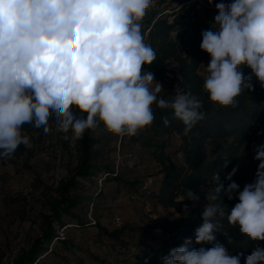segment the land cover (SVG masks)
Instances as JSON below:
<instances>
[{"label": "clouds", "instance_id": "obj_1", "mask_svg": "<svg viewBox=\"0 0 264 264\" xmlns=\"http://www.w3.org/2000/svg\"><path fill=\"white\" fill-rule=\"evenodd\" d=\"M151 4L152 0H0V158H10L21 144L28 146L22 134L25 124L48 133L51 116L59 131L71 130L77 138L95 129L97 118L114 134L135 136L153 122V104L172 110L184 125V136L205 118L202 99L191 92L178 93L172 100L158 97L162 84L153 72H142L157 59L139 23ZM215 8L213 29L202 32L200 45L210 56L203 89L214 104L235 108L242 88L254 90L252 76H245L241 65L250 68L264 88V0H222ZM164 123H169L167 118ZM253 152L259 162L254 182L242 191L232 179L237 167L225 175L227 186L219 173L212 174L195 242L213 246L197 250L186 238L161 258L163 264H240L242 257L245 264H264L259 243L246 257L231 256L215 236L226 218L253 241H264V142L254 144ZM225 196L239 202L229 208ZM200 199L197 192L185 190L180 202L195 206ZM183 213L188 216V204Z\"/></svg>", "mask_w": 264, "mask_h": 264}, {"label": "trees", "instance_id": "obj_2", "mask_svg": "<svg viewBox=\"0 0 264 264\" xmlns=\"http://www.w3.org/2000/svg\"><path fill=\"white\" fill-rule=\"evenodd\" d=\"M220 2L222 0H213L212 4H209L208 0H152L151 7L139 21L145 43L153 48L157 56L152 64L142 67V72H153L155 81L165 87L158 97L172 100L178 93L191 92L203 100L202 111L205 118L184 136V125L175 118L172 110L161 109L153 104L154 120L151 125L142 129L147 135L130 136L132 142L152 150L151 153L159 166L160 183L157 190L151 193L154 203L165 210H173L176 214L172 219L150 223L146 228L130 229L123 226L108 232L96 224L101 235L118 242L126 231L140 232V240L144 234L153 239L154 233H161L163 239L157 246L146 241L140 243L147 251L137 257L132 264H163L161 258L167 256L171 249L181 246L186 238L193 241L192 248L197 250L200 247L211 248L213 246L211 243L195 242V230L203 223L201 212L208 203L206 196L212 187V174L219 173L227 186L229 181L224 179L225 175L237 167L238 170L232 179L240 186V191L246 184L254 182L259 162L253 159L255 155L253 145L264 142V98L252 90L242 88L240 95L235 98L237 101L235 108L219 106L208 99V94L203 89L210 56L201 50L202 32L213 29L214 17L218 14L215 4ZM197 9L205 15L204 19L190 15ZM170 64L174 69L169 68ZM240 70L245 76H254L246 65H241ZM73 111L78 116L83 115L86 118V114L80 113L78 109L73 108ZM165 118L169 121L167 125L164 123ZM54 122L55 118L51 116L48 126ZM41 130L43 128L35 129L25 124L22 127V134L26 136ZM97 133L112 132L108 131L97 118L95 129L86 130L80 138L75 137L78 166L69 179L58 184V199L49 204L51 214L45 217L41 235L31 241L29 248L17 255L14 264H41L54 252L57 243L66 246L68 242L59 235L60 229H67L62 220L63 216L75 220L78 228L86 226V223L79 220L74 213V210L82 205L83 200L71 196L70 192L77 188V179H90L103 171L99 164L101 151L97 147L100 143V139L96 137ZM177 134H180L182 154L180 166L166 153L168 137L171 135L177 137ZM28 153L27 146L21 144L10 158L25 156ZM5 159L9 158H0ZM226 162L227 167L224 166ZM105 170L104 181L112 180L130 189L141 186L137 181L121 179L111 167ZM185 190H193L200 195L201 199L195 206L192 201L180 202ZM223 202L231 208L239 201L236 198L228 200L225 196ZM185 204L193 206L189 209L187 217L183 213ZM222 223L224 225L221 230L215 233L216 242L223 244L229 255L243 253L246 257L251 254L257 243L264 248V241H253L241 233L238 224L229 225L226 218ZM240 264H245L243 257Z\"/></svg>", "mask_w": 264, "mask_h": 264}, {"label": "rangeland", "instance_id": "obj_3", "mask_svg": "<svg viewBox=\"0 0 264 264\" xmlns=\"http://www.w3.org/2000/svg\"><path fill=\"white\" fill-rule=\"evenodd\" d=\"M190 15L205 17L198 9ZM169 68L174 66L170 64ZM252 84L253 93L264 98V88L255 76ZM48 127L46 134L41 130L26 135L27 155L0 160V264H14L17 255L41 235L45 217L51 214L49 204L58 199V184L69 179L78 166L73 132L59 131L56 122ZM142 135L147 134L141 129L136 136ZM96 137L100 139L97 147L103 171L90 179H77V188L70 192L83 200L74 213L86 226L78 228L75 220L63 216L67 229H60L59 235L68 244L57 243L41 264H132L147 251L140 243L157 246L163 239L161 233H154L153 239L144 234L140 240V232L126 231L118 242L101 235L96 224L111 232L123 226L146 228L150 223L176 217L173 210L157 206L153 197L146 194L145 189L153 193L160 183L152 150L132 142L128 135L97 133ZM167 143L166 153L180 166V141L171 135ZM107 167L113 168L121 179L137 181L141 186L130 189L112 180L104 181Z\"/></svg>", "mask_w": 264, "mask_h": 264}, {"label": "built area", "instance_id": "obj_4", "mask_svg": "<svg viewBox=\"0 0 264 264\" xmlns=\"http://www.w3.org/2000/svg\"><path fill=\"white\" fill-rule=\"evenodd\" d=\"M146 190V194H148V195H151V191L150 190H147V189H145ZM92 221V220H91ZM93 223L92 224H95V222L94 221H92Z\"/></svg>", "mask_w": 264, "mask_h": 264}]
</instances>
